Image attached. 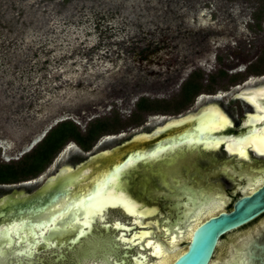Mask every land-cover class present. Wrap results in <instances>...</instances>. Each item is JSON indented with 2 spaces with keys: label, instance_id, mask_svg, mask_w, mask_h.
Returning a JSON list of instances; mask_svg holds the SVG:
<instances>
[{
  "label": "rangeland",
  "instance_id": "obj_1",
  "mask_svg": "<svg viewBox=\"0 0 264 264\" xmlns=\"http://www.w3.org/2000/svg\"><path fill=\"white\" fill-rule=\"evenodd\" d=\"M196 78L197 99L264 85V0H0V169L65 122L82 137L108 128L87 148L69 139L43 175L71 148L205 104H182ZM142 99L160 110H139ZM43 141L8 167L30 165Z\"/></svg>",
  "mask_w": 264,
  "mask_h": 264
},
{
  "label": "flooded vegetation",
  "instance_id": "obj_2",
  "mask_svg": "<svg viewBox=\"0 0 264 264\" xmlns=\"http://www.w3.org/2000/svg\"><path fill=\"white\" fill-rule=\"evenodd\" d=\"M195 81L200 84L198 78ZM261 86L240 88L234 94L233 100L242 102L246 107L239 122L232 111L222 105L220 98L213 94L210 96L204 94L203 97L207 102L192 111L198 114L205 106L209 105L208 107H210V104H215L232 119L234 123L232 126L222 133L213 134L210 138L213 142H217V140L221 142L220 149L209 150L202 144L198 149H194L193 146V148L179 150L176 153L165 151L162 154L150 155L145 159V161L148 160L147 164L150 166L149 172L138 171L129 179L126 186L118 188V192L126 194L127 198L139 206V212L141 210L151 211L143 223H138L139 217L132 216L123 207L117 206L119 212L103 214L104 221L99 216V227L104 231L110 228L117 231V234L103 236L102 233L96 232L83 237L82 242L78 245L68 243L63 248L42 244L40 249H38V245L34 249H27L25 243L18 246L17 239L7 240L3 243V247H0L4 250V254L0 252V264H162L165 259L168 260L164 264H175L180 257L188 252L193 234L197 229L209 221L219 218L222 214L235 213L236 206L240 201L252 200L264 190V155L257 154L251 147L247 148L245 155L231 153L227 149L230 139L242 140L252 132L251 127L246 125L250 120L248 116L253 114L251 113L253 110L244 100L243 94L249 89H257ZM200 95L202 93L199 91L191 101L198 102L197 98ZM154 110L160 109L153 107L151 111ZM190 113L175 117L176 121H173L172 117H164L161 123L158 122L153 126L151 123L146 125L152 127L149 132H136L129 139L143 134L151 135L154 138L159 129L186 119ZM263 126L264 121L260 128ZM171 130L178 131V133L184 132L181 127ZM166 135L167 133H163L157 138ZM36 136L34 135L27 144L32 143ZM43 138L31 150L40 144ZM206 140L202 139L201 141ZM194 142L198 144L197 141ZM27 144L20 147L17 154L2 157L3 161L8 164L4 167L5 169L12 168L8 167L11 161L18 160L31 151L20 155ZM2 148L0 143L1 151ZM163 155L167 157L162 160ZM160 162H164V165L159 164ZM66 165L75 167L79 164L67 163ZM59 170L44 180L43 169L27 173L19 172L15 178L0 182V200L6 198L3 202L5 204L11 196L26 197L33 194L49 178L54 177ZM41 177L42 179H40ZM46 204L47 202L42 201L31 202L24 204L23 207L27 205L44 207ZM59 204L60 202L50 204L48 211L45 212H40L38 209H22L24 212L19 215L17 211H13L0 220V225L18 224L30 228L32 224L45 221L57 210ZM1 207L0 205V209ZM243 209L242 207L240 211ZM5 210L9 209L5 208ZM118 222L126 227H135L132 231L126 232L127 240H122V237L119 239L122 229L120 232L115 228V224ZM107 225L111 226L107 228ZM142 234H146L143 240L140 238ZM74 236L71 234L66 241H71ZM175 237L176 242L173 243ZM133 238L134 240L131 241ZM54 239L56 240V237ZM55 240L47 241L52 243ZM64 240L62 239V241ZM97 245H101L102 250L92 252L93 247ZM160 246L164 253L162 257L156 254V248ZM207 264H264V208L238 226L219 235Z\"/></svg>",
  "mask_w": 264,
  "mask_h": 264
},
{
  "label": "water",
  "instance_id": "obj_3",
  "mask_svg": "<svg viewBox=\"0 0 264 264\" xmlns=\"http://www.w3.org/2000/svg\"><path fill=\"white\" fill-rule=\"evenodd\" d=\"M247 91L243 94L244 100L252 108L253 111L251 113L253 114L248 116L250 120L246 126L251 127L252 132L242 140L235 141L230 139L227 149L231 153L245 155L247 154V148L251 147L257 154L264 155V126L260 128L261 123L264 121V85ZM233 99L234 95L221 98L220 101L224 107L232 111L239 122L245 113L246 107L242 102ZM203 105L189 108L173 116L172 120L176 121L175 117L191 112L186 119L168 124L159 129L156 132L157 136L154 138L148 134L131 139L129 138L133 134L129 136L115 135L89 152L74 148L65 151L43 176V180L61 168L59 172L54 177L49 178L36 192L26 197L20 195L11 196L5 204L3 202L6 198L0 200V205L2 206L0 209V220L10 215L13 211H17L19 215H22L25 209H38L40 212H45L46 210L48 211L50 204L60 202L57 210L54 211L55 214L53 213L54 215L52 214L45 221L32 224L30 228L18 224H10L11 226L9 224L0 225V247H3V243L7 240L17 239V245L20 246L21 243H25L27 249H34L37 245L38 249H40L42 244L63 248L68 243L78 245L82 242L83 237L96 232L102 233L103 236H112L117 234V231L111 230L109 228L111 225L106 226L109 228L107 231L101 229L99 227V216L104 221L102 215L119 212V206L123 207L128 214L139 217L138 223H143L144 219L151 214V211L141 210L139 212V206L133 200L127 198L126 194L118 192V188L126 186L129 179L138 171L149 172L150 166L147 164L148 160L145 161V159L150 155L162 154L165 151L176 153L179 150L184 151L186 148H193V146L194 149H198L199 145L202 144L209 150L220 149L221 142H218V140L213 142L210 139L211 136L224 132L234 123L222 108L215 104H210V107H208L209 105L205 106L198 114L197 112H192ZM179 127L184 132L178 133V131H175L177 132L175 133L171 130ZM151 128L149 127L142 131L149 132ZM163 133H167V135L157 138ZM202 139L207 140L204 143L201 141ZM185 141L186 143H184ZM194 141H197L198 144H195ZM171 149L173 150L171 151ZM89 155L91 156L88 158ZM166 157V155H163L161 159L163 160ZM67 163L79 165L74 167L66 165ZM159 164L164 165V162ZM41 201L47 202V204L44 207L32 205L23 207L24 204ZM242 207L244 209L240 211ZM5 208L9 210H5ZM263 208L264 190L252 200L245 199L240 201L236 206L237 211L235 213L222 214L219 218L213 219L197 229L193 234L188 252L180 257L175 264H207L219 235L238 226ZM115 228L118 231L122 229L119 237V239L122 237V240H127L125 238L127 231L130 232L135 229V227L123 226L120 222L115 224ZM25 229L26 232H24ZM71 234L75 236L71 241L67 242L66 239ZM54 237H56V240ZM145 237L146 234L140 236L141 240ZM49 239L55 241L51 243L47 241ZM62 239L65 240L62 241ZM133 240L134 238L131 241ZM174 242H176V237L173 240ZM101 250V245H97L93 247L92 252ZM0 252L4 254V250L1 248ZM156 254L159 257L164 255L161 246L156 248ZM167 260H163L162 264Z\"/></svg>",
  "mask_w": 264,
  "mask_h": 264
},
{
  "label": "trees",
  "instance_id": "obj_4",
  "mask_svg": "<svg viewBox=\"0 0 264 264\" xmlns=\"http://www.w3.org/2000/svg\"><path fill=\"white\" fill-rule=\"evenodd\" d=\"M201 89L199 82L195 80L188 81L183 87V100L182 104L190 103L192 97L198 93ZM139 110L151 111L153 106L147 104L145 99H142L138 103ZM107 125L105 122L96 123L88 132L86 137H82L77 131L76 126L72 122H65L60 124L55 128L46 140L40 145L39 149L32 157V162L30 165L21 168L20 172L27 173L34 170L43 169L44 164L49 163L52 156L59 152L63 146L69 141V139H74L79 142L84 148L88 147V143L96 140L99 134L107 130ZM19 174L17 170L13 168L0 169V182H6L11 178H15Z\"/></svg>",
  "mask_w": 264,
  "mask_h": 264
},
{
  "label": "bare ground",
  "instance_id": "obj_5",
  "mask_svg": "<svg viewBox=\"0 0 264 264\" xmlns=\"http://www.w3.org/2000/svg\"><path fill=\"white\" fill-rule=\"evenodd\" d=\"M202 99H203V96H201V97L198 99V103H200V102L202 101ZM122 135H123V134H122ZM40 137H41V135H40ZM40 137H39V136L36 137V138L34 139L33 143H31L28 147H31L33 144L38 143V142L40 141ZM2 143H4V142H2ZM2 145H4V144H2ZM27 151H29V150L26 149L25 152H27ZM25 152H24V153H25ZM24 153H23V154H24Z\"/></svg>",
  "mask_w": 264,
  "mask_h": 264
}]
</instances>
